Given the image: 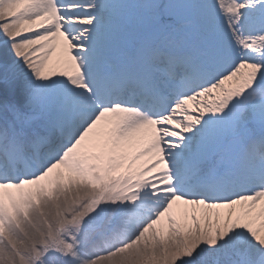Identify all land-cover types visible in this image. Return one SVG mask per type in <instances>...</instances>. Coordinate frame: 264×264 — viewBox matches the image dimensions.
<instances>
[{
    "label": "snow or ice",
    "instance_id": "1",
    "mask_svg": "<svg viewBox=\"0 0 264 264\" xmlns=\"http://www.w3.org/2000/svg\"><path fill=\"white\" fill-rule=\"evenodd\" d=\"M0 264H264V0H0Z\"/></svg>",
    "mask_w": 264,
    "mask_h": 264
}]
</instances>
